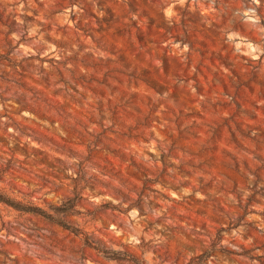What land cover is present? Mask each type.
Returning <instances> with one entry per match:
<instances>
[{"label": "rangeland", "instance_id": "374dc122", "mask_svg": "<svg viewBox=\"0 0 264 264\" xmlns=\"http://www.w3.org/2000/svg\"><path fill=\"white\" fill-rule=\"evenodd\" d=\"M76 190L133 261L0 203V264H264V0H0V191Z\"/></svg>", "mask_w": 264, "mask_h": 264}, {"label": "trees", "instance_id": "16d2710c", "mask_svg": "<svg viewBox=\"0 0 264 264\" xmlns=\"http://www.w3.org/2000/svg\"><path fill=\"white\" fill-rule=\"evenodd\" d=\"M81 198L80 194L76 190V196L74 198L67 197L65 198L60 205H52L49 204L48 207H43L39 204H36L32 200H18L10 197L5 192L0 191V203H4L5 205L12 207L20 212H31L37 215L44 217L45 219L56 223L65 229L79 235L86 233L80 227V225H76V223L69 218L70 214L79 213L76 210L77 202ZM84 244L91 248H94L103 258L107 260H128L133 261L132 255L127 250L121 249H106L100 245H93V241H91L90 237L86 235L84 238Z\"/></svg>", "mask_w": 264, "mask_h": 264}, {"label": "bare ground", "instance_id": "6f19581e", "mask_svg": "<svg viewBox=\"0 0 264 264\" xmlns=\"http://www.w3.org/2000/svg\"><path fill=\"white\" fill-rule=\"evenodd\" d=\"M30 94H31V93H30ZM30 94H29L28 92L26 93V95H27L29 98H31V97H30ZM33 99H34V98H33ZM32 101H33V100H32Z\"/></svg>", "mask_w": 264, "mask_h": 264}]
</instances>
